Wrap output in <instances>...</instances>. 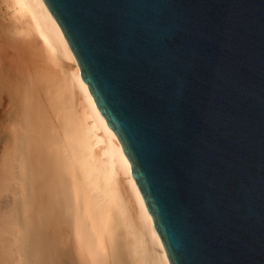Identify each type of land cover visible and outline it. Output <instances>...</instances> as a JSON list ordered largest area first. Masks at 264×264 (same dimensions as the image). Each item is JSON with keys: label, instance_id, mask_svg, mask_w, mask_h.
Returning <instances> with one entry per match:
<instances>
[{"label": "water", "instance_id": "95a60500", "mask_svg": "<svg viewBox=\"0 0 264 264\" xmlns=\"http://www.w3.org/2000/svg\"><path fill=\"white\" fill-rule=\"evenodd\" d=\"M169 264H264V0H43Z\"/></svg>", "mask_w": 264, "mask_h": 264}, {"label": "bare ground", "instance_id": "6f19581e", "mask_svg": "<svg viewBox=\"0 0 264 264\" xmlns=\"http://www.w3.org/2000/svg\"><path fill=\"white\" fill-rule=\"evenodd\" d=\"M0 264H169L43 0H0Z\"/></svg>", "mask_w": 264, "mask_h": 264}]
</instances>
